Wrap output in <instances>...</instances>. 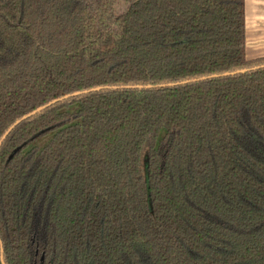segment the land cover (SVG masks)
Returning <instances> with one entry per match:
<instances>
[{"label": "trees", "instance_id": "16d2710c", "mask_svg": "<svg viewBox=\"0 0 264 264\" xmlns=\"http://www.w3.org/2000/svg\"><path fill=\"white\" fill-rule=\"evenodd\" d=\"M45 106L0 146V264H264L246 0H0V142Z\"/></svg>", "mask_w": 264, "mask_h": 264}, {"label": "crops", "instance_id": "0c3cea01", "mask_svg": "<svg viewBox=\"0 0 264 264\" xmlns=\"http://www.w3.org/2000/svg\"><path fill=\"white\" fill-rule=\"evenodd\" d=\"M246 55L264 57V0H246Z\"/></svg>", "mask_w": 264, "mask_h": 264}, {"label": "water", "instance_id": "95a60500", "mask_svg": "<svg viewBox=\"0 0 264 264\" xmlns=\"http://www.w3.org/2000/svg\"><path fill=\"white\" fill-rule=\"evenodd\" d=\"M235 74H237V73H230V74H226V76L227 75H235ZM187 83H189V82H185L184 84H187ZM176 85H178V84H176ZM171 86V85H170ZM97 90H99V89H97ZM48 106H45V107H42V108H39V109H37L36 111H34L33 113H31V114H29V115H27V116H25L23 119H21L19 122H17L7 133H6V135L3 137V139H2V141L0 142V146L2 145V143H3V141L5 140V138L7 137V135H9L11 132H12V130L18 125V124H20L22 121H25V120H27V119H29V118H31V117H33V116H35L36 114H38V113H40V112H42L43 110H45L46 108H47ZM2 259H3V257H2ZM4 264V263H3Z\"/></svg>", "mask_w": 264, "mask_h": 264}, {"label": "rangeland", "instance_id": "374dc122", "mask_svg": "<svg viewBox=\"0 0 264 264\" xmlns=\"http://www.w3.org/2000/svg\"><path fill=\"white\" fill-rule=\"evenodd\" d=\"M125 9V7L123 5L119 6V11H123Z\"/></svg>", "mask_w": 264, "mask_h": 264}]
</instances>
